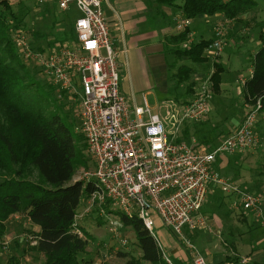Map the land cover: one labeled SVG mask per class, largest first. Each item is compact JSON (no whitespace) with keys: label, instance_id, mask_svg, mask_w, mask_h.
I'll return each instance as SVG.
<instances>
[{"label":"built area","instance_id":"1","mask_svg":"<svg viewBox=\"0 0 264 264\" xmlns=\"http://www.w3.org/2000/svg\"><path fill=\"white\" fill-rule=\"evenodd\" d=\"M37 2L56 3L63 11L79 12L74 23L75 37L57 43L48 53L34 51L23 32H17L14 39L23 59L41 68L59 97L65 92L69 99L78 100L80 130L95 164L91 176L97 189L91 200L99 203L102 213L107 212L104 205L109 203L113 210L129 218L138 216L157 240L164 258L173 264L154 232L156 224L161 221L179 236L185 230L207 227L208 218L202 208L213 186L236 194L238 208L261 211L262 197L215 167L219 156L250 150L259 144L256 128L260 101L247 104L242 122L214 150L204 153L177 138L183 122L200 121L207 115L209 87L203 86L186 103H169L165 116L153 113L146 100L143 106L138 105L121 90L120 50L111 36L102 0ZM230 21L222 19L214 27L213 42L206 49L208 57L220 55L225 44V24ZM175 22L183 31L190 28L192 19L182 16ZM192 36L191 32L189 40ZM188 244L193 247L189 241ZM192 253L193 264H209L202 254ZM247 263L249 259L243 258L241 264Z\"/></svg>","mask_w":264,"mask_h":264},{"label":"rangeland","instance_id":"2","mask_svg":"<svg viewBox=\"0 0 264 264\" xmlns=\"http://www.w3.org/2000/svg\"><path fill=\"white\" fill-rule=\"evenodd\" d=\"M7 1L15 11V15L23 20L18 30L27 34L30 46L39 40L45 48V52L48 53L56 47L57 43H65L75 37L74 23L76 17L79 16L77 10L63 11L56 3L39 5L37 0ZM257 1L264 5V0ZM114 4V0H102L105 16L115 11L119 12ZM177 4H183V0H179ZM173 8L176 15L167 17V20L171 22L170 31L176 33L178 30L175 19L179 17L181 9L179 6ZM153 11L150 10L149 13L152 14ZM254 15L256 16L254 20L262 18L264 22V12L261 14L259 11ZM251 17L249 15L246 22L240 25L241 29L238 30L234 29L235 20L226 23L225 44L220 55L213 58L209 57L210 60L201 63H194L188 59L176 60L173 54H167L163 51V47L160 46L156 37L152 38L149 41L152 43V47L146 50L145 69L141 77L138 78L135 74L134 76L129 75L131 83L136 89L135 96L138 105H144L145 97L153 113L165 116L168 103L183 104L185 100L195 97L203 86H207L211 95L208 100L207 115L200 121L186 120L183 122L180 127L179 138L186 142L190 141L192 137H197L198 142L202 138V143L204 138L205 142L214 139L215 143H219L227 137L230 128L241 119L247 104H249L245 101L244 83L252 76V59L262 45L260 41L261 28L257 27L256 21L251 20L249 22ZM222 19L225 20L219 16L199 17L193 24L196 35L192 36L186 44L197 42L205 36L208 37L211 28L213 29ZM161 28L162 26L157 24L154 29L157 33ZM151 30L150 27H147L140 33H148ZM126 32L128 35L130 34L128 30ZM229 37L231 40L228 43ZM51 42L56 44L53 45ZM214 61L220 62L224 67L221 92L217 94H214L209 80L214 70ZM27 64L32 69L36 65L33 62ZM182 65L191 66L198 72L190 81L194 82V90L190 95H187L190 82L180 84L173 80V75ZM35 71L38 72L37 69ZM41 73H38V76L42 77L40 84H43L48 79ZM43 103L48 112L56 109L52 103ZM64 110H71L73 116L78 118L79 105L77 100H73L72 104H68ZM257 124V127L262 126L264 128V115H259ZM183 125L185 126L184 131ZM263 128L258 129L260 142L254 148L241 153L236 152L233 155L225 154L226 157L218 160L222 163L220 171L223 175L231 177L243 188L262 198H264V185L262 179L257 176V171L264 153ZM77 129L81 131L79 126ZM203 135L205 136L202 137ZM198 146L201 148L205 145ZM93 170V165L90 168H80L74 176V180L88 181L92 179ZM33 179L39 181L36 175ZM91 181L95 182L94 178ZM41 184L45 188H51L44 181ZM216 187L218 188L214 193L208 194L203 205V213L208 217L207 227L190 232L185 230L183 236H179L172 234L168 227L158 221L154 232L165 253L174 264H179V261L173 256L171 246L178 244L182 249L179 241L182 239L185 245L183 248L185 255L190 254V259L186 255V261H181L183 264H193V251L202 254L209 264H241L243 258H248L249 262L256 260L264 263V202L260 212L254 209H240L236 206L239 203L236 194L227 193L221 187ZM91 198L87 199L85 203H81L77 210V224L91 235V241L86 251L79 254L81 264H125L126 258L119 255L120 251L139 257L141 249L133 227L125 225L121 221L119 212L112 208L106 213H102L98 207L99 203L97 201L92 202ZM7 229L5 245L0 253L2 262H6L9 256L16 253L21 256L22 264H44V256L29 249L34 242L30 230L39 229L30 223L25 214L19 213L10 218ZM117 233L118 238H115ZM184 238L193 247H190ZM19 239L22 242L25 241V251H22V248L16 244V240ZM237 260H239L238 263Z\"/></svg>","mask_w":264,"mask_h":264},{"label":"trees","instance_id":"3","mask_svg":"<svg viewBox=\"0 0 264 264\" xmlns=\"http://www.w3.org/2000/svg\"><path fill=\"white\" fill-rule=\"evenodd\" d=\"M178 1L155 0L159 6H179L186 18L196 20L204 16H219L235 20V27L245 23L249 15L252 16L249 22L254 20V13L259 12L260 6L257 0H183L181 5L177 4ZM22 21L7 0H0V253L5 245L8 221L22 213L39 229L30 230L34 242L29 249L42 254L44 264H81L79 254L86 251L91 235L77 224V210L81 203L92 197L97 187L91 180L75 181L74 176L80 168H90L95 164L88 153L84 134L77 129L80 127L78 118L71 110H64L73 100L65 96V92L63 97H59L49 81L40 84L42 77L38 73L42 72L41 68L37 65L34 70L30 68L17 48L14 37L20 32L18 28ZM257 25L261 28L262 45L252 59V76L245 81L243 91L246 103L255 105L257 101L261 102L260 114L264 115V22L260 20ZM190 33L191 29L187 28L171 35L167 41L172 46L167 45V52L172 53L176 60L188 59L194 63L210 60L206 49L213 39L202 38L185 46ZM31 46L45 52L39 40ZM223 71V65L214 61V70L209 78L214 94L221 92ZM195 74L193 67L182 65L173 75V80L180 84L190 82ZM193 84L189 83L187 95L193 93ZM43 102L54 104L56 109L48 112ZM262 139L264 142V132ZM177 141L181 139L178 137ZM200 142L199 145L205 146L199 148L197 145L196 148L204 153L214 150L219 144L214 139L205 142V138L203 143ZM215 167L221 173L217 163ZM257 172L264 185V153ZM35 175L39 181L33 179ZM43 181L51 188H45L41 184ZM104 207L107 211L111 209L109 203ZM119 214L125 225L133 227L141 249L139 257L120 251L119 255L126 258L125 264H169L157 240L140 218ZM172 234L175 235L174 232ZM115 238H118V233ZM179 241L185 248L182 239ZM16 244L25 251V241L19 239ZM186 255L190 259V254ZM0 264H22L21 256L13 253L6 262L0 260ZM247 264L264 263L255 260Z\"/></svg>","mask_w":264,"mask_h":264},{"label":"crops","instance_id":"4","mask_svg":"<svg viewBox=\"0 0 264 264\" xmlns=\"http://www.w3.org/2000/svg\"><path fill=\"white\" fill-rule=\"evenodd\" d=\"M114 2V5L117 7L119 12L115 11L114 13L108 14L106 16L110 24L111 36L114 40L115 46L120 50L118 61L120 73L122 75L121 90L128 96L131 102H133V100L135 99L136 103L138 104L135 96L136 89L131 83L130 76L131 74L133 76L135 74L136 77H141V74L145 69L146 50H149L152 47V43L149 42L152 38L156 37L158 39V42L160 43V46L163 47V51L165 53L172 54L167 52V45H169L170 47L172 46V44H168L167 39L175 33H172L170 31L171 28L169 25H171V22L167 20V17H174L176 15L173 8L175 6H159L155 2V0H114ZM150 10H154L152 14L149 13ZM259 11L261 14H263V4H260ZM178 16L182 17V12H180ZM254 17L256 16L254 15ZM196 20H192V24L190 26L193 36L196 35V30L193 27V24ZM260 20H262V18ZM260 20L255 21L257 23ZM157 24H160L162 28L158 30L159 32L156 33V30L154 28L157 27ZM147 27H150L152 30L148 33H140L141 31L147 29ZM240 27L241 26H234V29L238 30ZM119 29L121 30L120 32ZM126 30H128V32L130 33L129 35ZM213 30L214 27L213 29L211 28L209 36H205L206 39H214ZM230 40L231 39L229 37L228 43L230 42ZM260 41L262 42L261 38ZM196 73L198 72L196 71ZM145 100L146 98L144 97L143 103L145 102ZM189 100H191V98L185 100L183 103H186ZM245 112L241 119L237 123L233 124V126L229 130V133L234 127L238 126L242 122ZM184 129L185 126L183 125V131ZM198 141L199 140L197 139V137H192L190 141L187 142L197 147V145H199ZM224 156L226 157V155L219 156L218 160L224 158ZM216 163L219 165V167L222 166L221 162L217 161ZM217 188L218 187L213 186L208 194L214 193ZM171 247L174 258L181 261L186 260L185 252L178 246V244H175Z\"/></svg>","mask_w":264,"mask_h":264}]
</instances>
